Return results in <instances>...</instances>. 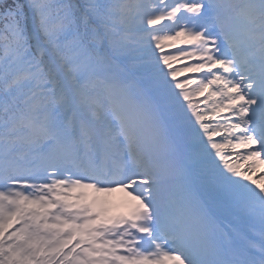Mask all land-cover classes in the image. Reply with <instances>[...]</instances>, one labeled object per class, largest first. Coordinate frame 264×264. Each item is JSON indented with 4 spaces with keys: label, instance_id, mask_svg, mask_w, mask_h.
Masks as SVG:
<instances>
[{
    "label": "snow or ice",
    "instance_id": "6c2138e0",
    "mask_svg": "<svg viewBox=\"0 0 264 264\" xmlns=\"http://www.w3.org/2000/svg\"><path fill=\"white\" fill-rule=\"evenodd\" d=\"M261 167L264 0H0V264H264Z\"/></svg>",
    "mask_w": 264,
    "mask_h": 264
},
{
    "label": "bare ground",
    "instance_id": "6f19581e",
    "mask_svg": "<svg viewBox=\"0 0 264 264\" xmlns=\"http://www.w3.org/2000/svg\"><path fill=\"white\" fill-rule=\"evenodd\" d=\"M114 205H115V203L114 202H112Z\"/></svg>",
    "mask_w": 264,
    "mask_h": 264
}]
</instances>
